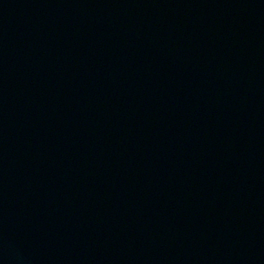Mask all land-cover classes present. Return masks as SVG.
Here are the masks:
<instances>
[{"label":"water","instance_id":"water-1","mask_svg":"<svg viewBox=\"0 0 264 264\" xmlns=\"http://www.w3.org/2000/svg\"><path fill=\"white\" fill-rule=\"evenodd\" d=\"M0 264H264V0H0Z\"/></svg>","mask_w":264,"mask_h":264}]
</instances>
